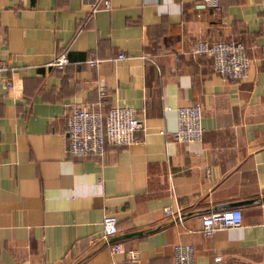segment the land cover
Wrapping results in <instances>:
<instances>
[{"label": "crops", "instance_id": "0c3cea01", "mask_svg": "<svg viewBox=\"0 0 264 264\" xmlns=\"http://www.w3.org/2000/svg\"><path fill=\"white\" fill-rule=\"evenodd\" d=\"M194 1L108 0L91 13L93 0H0V264H174L177 242L193 264H264V0L198 12ZM196 40L242 42L247 76H218L188 53ZM99 90L103 111L134 110L137 141L69 156L65 118ZM195 102L201 140L178 143L174 108ZM244 200L255 201L217 209ZM227 208L241 225L201 235V216ZM103 215L113 237L141 233L104 241Z\"/></svg>", "mask_w": 264, "mask_h": 264}, {"label": "built area", "instance_id": "2783aa9c", "mask_svg": "<svg viewBox=\"0 0 264 264\" xmlns=\"http://www.w3.org/2000/svg\"><path fill=\"white\" fill-rule=\"evenodd\" d=\"M101 4L108 8V0H93L91 13ZM219 0H195L193 9L198 12L205 9H215ZM247 47L238 40L214 41L196 40L189 46L188 53L204 54L211 59V69L221 78L238 82L243 80L248 73L250 58L246 53ZM125 55L118 53L116 58L122 59ZM144 59L145 55H141ZM67 59L63 53L57 55L49 63L61 68ZM90 66L97 64V60L86 61ZM2 64L0 62V70ZM105 97L104 90H99L97 102L93 106H72L65 118V151L72 157H83L87 155L102 156L105 145L126 147L137 141L135 136L139 128V122L135 112L130 107L113 105L106 110L101 109V102ZM165 107V110H169ZM176 127L172 132V138L178 143L199 142L201 140V107L199 103H191L174 108ZM162 133V132H161ZM207 174L208 172L205 171ZM164 212L180 219L177 210L174 212L165 208ZM241 211L239 208H227L205 214L200 218L199 232L203 236L212 235L217 229L234 228L241 225ZM116 219L113 215H103L100 220L101 237L104 241L117 232ZM113 252L122 251L119 243H113ZM126 259L135 261L136 250L124 251ZM171 254L174 264H193V248L188 243H174L171 246ZM214 262L219 257L213 258ZM109 264H117L111 261Z\"/></svg>", "mask_w": 264, "mask_h": 264}, {"label": "water", "instance_id": "95a60500", "mask_svg": "<svg viewBox=\"0 0 264 264\" xmlns=\"http://www.w3.org/2000/svg\"><path fill=\"white\" fill-rule=\"evenodd\" d=\"M254 201L255 200H244V201H241V202H235V203L227 204V205H224V206H218L217 209L226 208V207L235 206V205H242V204L251 203V202H254ZM139 233H141V231L122 234V235H119V236H115V237L109 238V241L110 242L116 241L118 239L131 237V236H134V235L139 234Z\"/></svg>", "mask_w": 264, "mask_h": 264}]
</instances>
